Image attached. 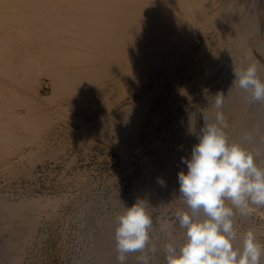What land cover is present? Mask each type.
I'll return each mask as SVG.
<instances>
[{"label": "bare ground", "instance_id": "obj_1", "mask_svg": "<svg viewBox=\"0 0 264 264\" xmlns=\"http://www.w3.org/2000/svg\"><path fill=\"white\" fill-rule=\"evenodd\" d=\"M263 16L264 0H0V176H15L27 163L34 167L44 160L57 159L59 152L52 144L56 129L50 111L66 114L71 105L83 114L87 99L98 101L108 113L93 132L131 154L156 92L151 90L142 101L129 106L124 105L127 94L143 93L149 83L178 74L180 67L188 70L193 57L203 58L211 44L214 61L231 45L238 58L256 49V56L250 55L244 62L241 56L238 62L241 67L257 63L260 77L264 73V34L258 46L255 38L257 32H264ZM260 24L262 28L258 29ZM198 41L200 48L196 51ZM244 96L243 90L233 87L223 111L229 122V139L251 148L253 145L243 140V133L251 131L256 144L264 137V102L247 104ZM213 112V107L208 109L210 118ZM201 117L198 121L203 126ZM78 123L85 126L81 120ZM195 125L191 123L189 134L180 137L174 149L157 160L153 175L176 176L185 168L181 158H190L192 146L198 143ZM257 163L264 166V156L258 157ZM25 173L31 174L28 169ZM175 183L174 193L181 197ZM31 204L0 202V223L7 222L4 230L11 231L12 219L20 217L15 215V219L12 214L18 213L19 207L26 212ZM237 217L234 221L239 223ZM248 219L240 220L245 223ZM107 246L95 249L93 258L101 257ZM3 255L0 264H9L8 255ZM131 256L127 264H135ZM111 258L106 257V264H119ZM152 264L163 263L157 260Z\"/></svg>", "mask_w": 264, "mask_h": 264}, {"label": "rangeland", "instance_id": "obj_2", "mask_svg": "<svg viewBox=\"0 0 264 264\" xmlns=\"http://www.w3.org/2000/svg\"><path fill=\"white\" fill-rule=\"evenodd\" d=\"M258 4L260 7L263 5L261 1ZM261 19L264 22V16ZM261 24L258 29L262 28ZM263 34L257 32L256 46L260 44ZM212 35L209 34L210 37ZM199 46L200 42H195L196 51ZM233 46L225 48L221 58L214 61V46L211 44L203 58L193 57L192 67L188 70L180 67L178 74H170L158 82L149 83L143 93L127 94L124 105L129 106L142 101L144 94L156 92L137 133V144L131 154L123 153L93 132L108 114L107 108H100L98 101L87 99V108L83 114L71 105L66 114L50 111L49 118L56 129L52 144L59 152L58 158L44 160L34 167L27 163L21 166L15 176H0V202L12 206L26 203L29 206V202L34 204L26 212L19 207V212L18 208V213L12 214L15 219L16 216L20 217L15 221L12 217L11 231L4 230L7 222L3 221L4 224L1 221L0 258L5 252L9 264H106V257L117 259L114 250L115 218L123 212L125 205L131 206L138 199H147L149 203L148 210L154 217L151 232L154 240L159 242L162 238L159 225L155 222V218L160 217L173 223L174 237L178 243L182 242L184 230L179 227L174 214L177 209L188 208L183 198L174 193V188L178 186L175 182L178 183L179 171L175 173L176 176L165 173L169 177L162 174L159 177V174L153 175L152 170L160 157L174 149L180 137L183 139V135L189 134L187 130L192 129L191 123H196V131L202 128V122L198 120H201L204 111L211 110L213 95L218 91L229 94L228 89L234 79L232 69L234 65L241 67L238 62L240 58L245 57L241 59L244 62L250 55L258 54L253 49L251 54H242L238 58ZM262 75L260 78L264 80V73ZM78 120L85 126L78 123ZM26 169L30 175L25 173ZM181 170L187 171V167ZM159 178L165 181L163 186L158 183ZM252 207L253 211L245 223H242V216L237 213L239 223L235 222V227L241 231L254 230L258 241L264 245V206ZM103 245H108V250L105 249L107 251L101 254L104 257L93 258L95 255L92 254ZM136 254L139 253H134V256L130 253L129 257L132 255L135 259ZM155 256L157 259L152 260V263L160 260L166 264L163 252ZM261 264H264V257L261 258Z\"/></svg>", "mask_w": 264, "mask_h": 264}, {"label": "clouds", "instance_id": "obj_3", "mask_svg": "<svg viewBox=\"0 0 264 264\" xmlns=\"http://www.w3.org/2000/svg\"><path fill=\"white\" fill-rule=\"evenodd\" d=\"M233 87L245 93L247 104L264 102V80L258 76L259 65L233 67ZM229 90V91H230ZM229 93V92H228ZM213 115L203 112L204 124L197 133L198 143L191 156L182 157L187 171L178 173L179 194L188 210L177 209L175 219L184 230L178 243L173 223L156 217L162 238L153 239L154 217L148 201L138 199L115 218L114 240L119 264H127L130 253H139L135 264H152L163 252L166 264H261L264 245L252 229L238 230L234 216H250L252 206H264V166L257 158L264 156V137L259 144L251 131L243 133L246 147L230 140L229 122L223 111L227 95L218 91L212 96ZM162 186L163 178L158 179Z\"/></svg>", "mask_w": 264, "mask_h": 264}]
</instances>
